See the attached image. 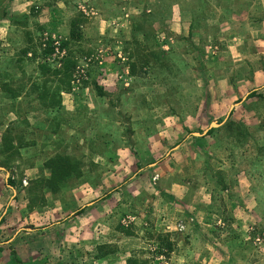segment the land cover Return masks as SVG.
<instances>
[{
	"label": "rangeland",
	"instance_id": "1",
	"mask_svg": "<svg viewBox=\"0 0 264 264\" xmlns=\"http://www.w3.org/2000/svg\"><path fill=\"white\" fill-rule=\"evenodd\" d=\"M67 57L71 80L41 68L60 70ZM253 88L261 96L236 105ZM176 125L185 135L212 127L207 144L192 138L201 164L179 166L192 206L165 191L175 157L144 181L151 191L102 198L128 168L122 145L142 174L183 140ZM7 131L18 148L6 153ZM58 155L81 172L54 194L36 181ZM0 167L16 181L14 208L0 214V264L12 250L21 264H264V0H0ZM92 202L111 216L79 215L86 230L68 241ZM20 229L36 232L25 255Z\"/></svg>",
	"mask_w": 264,
	"mask_h": 264
},
{
	"label": "crops",
	"instance_id": "2",
	"mask_svg": "<svg viewBox=\"0 0 264 264\" xmlns=\"http://www.w3.org/2000/svg\"><path fill=\"white\" fill-rule=\"evenodd\" d=\"M256 74H258V73H256ZM253 91L258 92V89L253 88L250 91V93H252ZM250 93H247V95L245 97H243L241 100H239V102L236 103V105L246 101L248 99V96L250 95ZM236 105H234V106H236ZM231 113L232 114L234 113V108H232L230 113H228V115H227L226 119L223 121V123L230 117ZM223 123H221V125ZM176 127L177 128H175L174 131H176V132L181 131L179 129L178 125H176ZM209 130H206V131L209 132ZM172 131H173L172 129H168L169 133H172ZM208 132L206 135H198V136L204 137V138H202V141H199L200 143L202 142L203 144H207L208 138H211V136L208 135ZM182 133H184V132H182ZM195 136H197V134L190 133L189 135H185V133H184L183 135H181V137H183V140L181 142L174 143L173 145H171L172 141H168L169 144L171 146H173L172 149L175 150L174 152L171 153V157L168 159H165L164 161L160 162V160H159L153 164H150L148 166V168L143 170V173L139 174V175L135 174V172H136V169H138V164L139 165L142 164V161H140V158L134 157L135 155H134V152H132L133 149L131 147L126 148L125 145H122V147L120 148V150H118V153L116 155H119L120 158L126 157L128 159V161H129L128 162V168L118 166L117 170L114 171V173H112V175L109 176V179H111V182L108 185L110 186L112 184V186H113V183L116 182L114 184L116 187L112 191H110L109 193L104 195V197H102V198H106V199H108L107 202L112 203L113 201H115V202L120 201L121 196L126 194V191H128V190L136 191L137 189H139L140 187L143 186L144 188H146L147 191H151L150 187H148L147 183H144V181L149 180L152 171H154V172L156 171L155 170L156 167L158 168L160 165L164 164L165 162H167L169 160L172 161V159L175 157L177 160V164L175 165V167H173L172 169H169V172L164 173L165 176L167 175L168 178H171V184H170V186H168L165 189V191L174 197L175 201L173 204L182 203V204H186L187 206H192L194 204L193 203L194 198H193L192 194L188 193L190 191L191 184H190V182L186 181L185 176H183L182 178H177L178 177L177 174L179 172H181V171H178L180 165H188L190 170H191L193 165H200L201 161H199V160H203V158L199 154V148L202 145H200L197 141H195V139H192ZM205 136H207V137H205ZM212 140H213V138H212ZM212 143H213V141H212ZM204 149L205 148L203 147L202 153H204ZM119 152H121V154H119ZM194 156L197 160L198 159L199 160L197 161L196 159H194ZM161 160H163V159H161ZM195 160H196V162H194ZM203 165L204 164H202V166ZM152 166H155V168L151 169ZM5 173H6V175H5ZM197 173H199V169H198ZM8 176H9L8 171L5 168L0 167V214H4L6 211L8 212L10 207L11 208L13 207V205H12L13 195L10 196V191H9V189L11 190L12 187L7 186ZM137 181H139V183ZM242 182L246 184V180H243ZM106 185H107V183H106ZM202 189H204V188H202ZM155 190H157V189H155ZM144 194H145V192H144ZM197 195H198V192H197ZM183 199H185V200H183ZM90 204H95V203H93V202L92 203H85V204L83 203L82 205H80V209H84L86 206H88ZM95 205L97 207L95 206L94 208H89L88 211H86L85 213L83 212L80 216L86 217L88 215V213L90 214L93 212H96L98 215L99 211H101L99 214L102 216H106V215L111 216L109 214L110 209H108L106 206L101 207V205H99L98 203ZM98 206H99V208H98ZM101 208H103L104 211ZM17 212H18V210L15 209L12 213H17ZM164 216L166 217V219L172 218V216H170L168 213H164ZM132 217H133L132 219L135 222H138L139 220H141V217L138 215H132ZM78 220H80V221H78ZM81 220H83V219L78 216L76 219H74V221H72V222H70V224H68V227H70L68 229V231H66V233L68 232V234H67L68 241L71 240L73 242L75 239L74 237H77L82 233V231H80V230H86V226H85V228H82V227H79L77 225L78 222L79 223L81 222ZM161 220H163V222H166L165 218H163V217L161 218ZM64 224H62V225H64ZM35 233L36 232H33V231L30 233L25 232L24 229H20L19 233L14 234V237L17 236L16 241L19 242L18 244H16L15 247L17 248L18 251H20L21 254H24V255L27 254L25 252H27L26 251L27 248H28V250L30 248L29 246L25 245V242H26V238H28V240H31V237H25V236H31V235H34ZM47 235H48V233L43 234L42 236L46 237ZM75 240L78 241V237ZM62 243L63 242L60 241V242H58V245L60 246V244H62ZM53 245H55V243Z\"/></svg>",
	"mask_w": 264,
	"mask_h": 264
},
{
	"label": "trees",
	"instance_id": "3",
	"mask_svg": "<svg viewBox=\"0 0 264 264\" xmlns=\"http://www.w3.org/2000/svg\"><path fill=\"white\" fill-rule=\"evenodd\" d=\"M2 18H8L7 14L4 13ZM72 30H71V40H78L79 33L77 32L79 23L76 20L71 23ZM67 45V44H66ZM67 47V46H66ZM65 48V45H64ZM135 64L131 65V70L135 73ZM42 70L45 72H53L56 76H63L65 79L71 80L73 70L76 68V62L73 61L70 57H67L63 60V67L60 70L52 71L48 65H41ZM97 89L100 96H105V93L102 88L97 85ZM261 95L258 94L257 91H253L248 96V99L260 97ZM232 115V113H231ZM3 145L5 152H9L8 150H16L18 147L13 145V140L10 138L9 131H7L6 136L3 138ZM46 168L50 171V178L46 179H38L36 181V185L38 188H44L50 190L52 193H59L60 190L63 188L64 184L73 176H78L80 174V163L79 161L75 160L74 158L66 155H58L51 161H49L46 165ZM7 186L9 187H16V181L11 177L8 180ZM84 212V209H79L74 216H79ZM0 251L2 248L0 247ZM13 259L10 261L9 264H19V258L15 250H12ZM21 264V262H20Z\"/></svg>",
	"mask_w": 264,
	"mask_h": 264
},
{
	"label": "water",
	"instance_id": "4",
	"mask_svg": "<svg viewBox=\"0 0 264 264\" xmlns=\"http://www.w3.org/2000/svg\"><path fill=\"white\" fill-rule=\"evenodd\" d=\"M213 125H218V126H220L219 124H213ZM210 129H212V127H211ZM207 132H208V131L204 132L203 134H197V135H206Z\"/></svg>",
	"mask_w": 264,
	"mask_h": 264
}]
</instances>
